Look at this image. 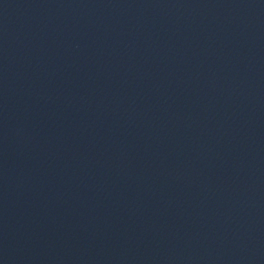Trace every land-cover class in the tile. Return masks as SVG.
Segmentation results:
<instances>
[{
    "label": "water",
    "instance_id": "95a60500",
    "mask_svg": "<svg viewBox=\"0 0 264 264\" xmlns=\"http://www.w3.org/2000/svg\"><path fill=\"white\" fill-rule=\"evenodd\" d=\"M0 264H264V0H0Z\"/></svg>",
    "mask_w": 264,
    "mask_h": 264
}]
</instances>
